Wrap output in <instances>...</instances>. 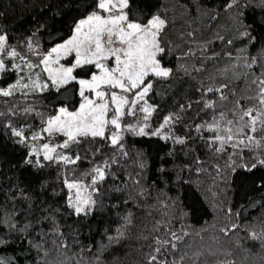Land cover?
Wrapping results in <instances>:
<instances>
[{"label": "trees", "instance_id": "1", "mask_svg": "<svg viewBox=\"0 0 264 264\" xmlns=\"http://www.w3.org/2000/svg\"><path fill=\"white\" fill-rule=\"evenodd\" d=\"M231 3L232 0H131V19L143 23L160 15L167 21L166 55H161L160 60L164 67L172 69V75L167 80L154 81L149 103L156 111L149 123L151 128H157L166 116L178 114L180 119L172 133L187 142L181 145L171 139L126 135L123 142L129 154L113 168L119 179L104 182L90 215L77 217L68 208L66 169L44 161L42 156L43 167L27 163L28 159L36 160L30 156L31 144L18 143L19 138L12 134L13 128H24V135L30 136L43 126L36 113L47 118L62 104L75 110L79 96L75 92L62 96L49 90L27 98L19 94L0 97V112L4 113L0 116V240L4 241L0 243V258L10 264H45L53 260L57 264H96L97 259L99 264H148L154 238H166L171 228L190 233L172 257L212 248L219 250L218 254L200 257V264H226L230 260L235 264H264V245L249 238L250 230L259 232L264 228V166L257 165L251 171L225 167L228 153L215 155L195 131L197 125L212 120L213 110L205 108L204 101L217 99V95L204 93L210 85L225 82L217 68L237 64L234 58L246 56L256 60L251 71L259 75L260 65L264 64V0H239L229 7ZM93 10L94 0H0V32L22 55L28 54L30 37L44 53L70 38L75 23ZM244 32L246 36L241 35ZM203 46L207 47L203 55L217 54L214 59H203ZM190 50L196 51L197 57L186 56ZM201 63L204 71H193ZM17 78L14 72L3 74L0 87L9 86ZM245 84L241 78L230 81L229 87L241 96L245 94ZM233 99L229 94V101ZM29 106L35 111L25 114L22 110ZM230 107L231 103L218 101L215 112L218 115ZM209 135L203 132L204 137ZM97 147L100 152L93 158ZM65 151H79L98 162L114 149L97 139L91 145L85 143ZM255 155L244 151L242 157L232 159L236 165L250 166L255 163ZM91 166L82 160L73 167L83 172ZM137 180L138 184L134 182ZM117 186L119 190H115ZM232 224L240 227L225 236L220 229ZM56 229L63 235H57ZM117 236L118 240H109ZM62 242L68 246L60 248ZM37 243L41 244L40 250Z\"/></svg>", "mask_w": 264, "mask_h": 264}, {"label": "snow or ice", "instance_id": "2", "mask_svg": "<svg viewBox=\"0 0 264 264\" xmlns=\"http://www.w3.org/2000/svg\"><path fill=\"white\" fill-rule=\"evenodd\" d=\"M238 3L239 0H232L229 7ZM166 28L167 21L160 15H154L143 23L131 19L130 0H94V10L75 23L70 38L55 44L44 53L40 52L38 45L33 44L31 37L28 39V50L39 57L35 63L11 47L8 36L0 32V78L9 72L18 75L15 83L0 87V97L10 98L19 94L27 98L29 95L51 89L62 96L75 92L80 98L75 110H70L68 106L62 104L54 115L47 118L43 113H36L41 118L43 126L30 136L24 135V128L12 129V134L19 138L17 142L25 146L34 141L46 140L38 147L31 146L30 156L36 157V160L28 159L27 163L43 167L40 161L42 154L44 161L61 164L66 169L67 174L64 177V185L68 190L66 203L72 214L77 217L90 215L95 210L97 205L95 197L100 193L105 181L109 178L113 181L119 179L113 168L118 167L120 159L126 158L129 154L123 142L126 135L159 137L165 141L171 139L181 145L187 142L186 138L176 137L172 133L173 126L180 119L178 114H169L157 128H151L149 123L156 111L155 106L149 103L154 81L167 80L172 75V69L163 67L161 60L158 59L159 56L166 55L164 39ZM241 35L246 36L247 33ZM228 43L231 44L232 41L229 40ZM206 52V46L200 48L203 59H214L217 55L204 56ZM185 55L197 57V52L190 50ZM228 56L233 59L231 53H228ZM9 59L12 61L18 59L20 62H14L9 66L6 62ZM234 59L238 61L237 64L216 69L225 82L216 86L210 85L205 90L204 95L208 93L217 95V99L204 101V107L213 110V117L210 122L197 125L195 131L215 155L228 153L225 167L234 169L239 166L251 171L257 165L264 166V64L260 65L262 70L257 75L251 71L253 64L256 63L255 59L250 61L246 56ZM86 67L94 70L90 72L88 78H81L78 70ZM238 68L245 71L238 72ZM25 69L28 70L26 73ZM184 71L188 72L187 67ZM193 71H204L203 63L200 67H194ZM241 78L246 80L245 94L237 96L236 90L229 87V82ZM229 94L234 98L232 101H229ZM242 100L252 103L242 104ZM218 101L231 103L232 107L217 115L215 109ZM188 107H191L190 103ZM183 110L182 105L181 111ZM22 111L28 114L35 109L29 106ZM3 115L4 113L0 112V116ZM8 127H12L11 124ZM205 131L211 135L204 137ZM57 137H63V140L54 142ZM97 139L114 149L110 156L98 162L89 160L87 155L82 156L79 151L74 153L65 151L85 143L91 145ZM244 151L256 154L255 163L250 166L236 165L232 158L242 157ZM99 152L100 148L97 147L92 153L93 158ZM82 160L92 166L78 172V168L73 166L79 165ZM140 167L143 168L144 164L141 163ZM220 171V167L217 166V172ZM134 182L139 183L138 180ZM115 190H119V187L117 186ZM128 223H131L130 219ZM239 227L238 224H232L230 227L221 228L220 231L227 236ZM117 231L123 235L120 229ZM56 234L63 235L58 229ZM189 235L187 231L177 232L169 228L166 238L155 237L153 240L155 247L148 256V264H200V257L218 254L219 250L209 248L206 252L196 251L190 255L185 251L172 257L173 252H179L178 245L184 244V238ZM249 238L264 245V228L259 232L250 230ZM118 239L119 236L109 237L110 241ZM0 243L4 241L0 240ZM35 246L38 250L41 249L40 243ZM67 246L63 242L59 245L60 248ZM43 252L45 256L48 255L46 249ZM0 264L10 262L0 258ZM45 264L57 262L46 261ZM59 264H63V261ZM96 264H99L98 259ZM226 264H235V261L230 260Z\"/></svg>", "mask_w": 264, "mask_h": 264}, {"label": "rangeland", "instance_id": "3", "mask_svg": "<svg viewBox=\"0 0 264 264\" xmlns=\"http://www.w3.org/2000/svg\"><path fill=\"white\" fill-rule=\"evenodd\" d=\"M130 2H131V0H130ZM126 11H128V10H126ZM163 18V17H162ZM27 55H25L24 54V56H25V58L26 59H28V60H30L31 62H33V63H35V62H37L38 60H39V57L38 56H36V55H33L29 50H27ZM158 59H160V56L158 57ZM8 64H9V66L12 64V63H19L20 61L17 59L16 61H12L11 59H9V60H7L6 61ZM62 62H64V61H62ZM162 63V62H161ZM163 66V65H162ZM164 67V66H163ZM94 69H92L91 67H86V68H84V69H79L78 70V74H79V76L81 77V78H88L89 77V74H90V72H92ZM28 70L27 69H25V73L27 72ZM37 71H39V69H37ZM22 74H24V73H21V75ZM17 75V74H16ZM17 77H18V75H17ZM42 79L44 78V74H42V77H41ZM18 79V78H17ZM16 82V81H15ZM15 82H13V83H15ZM51 90V89H50ZM49 91V90H48ZM47 92V91H46ZM43 93H45V92H43ZM71 110V109H70ZM61 140H63V137H57L56 138V141H54V142H58V141H61ZM46 142V140H39V141H34V142H31V146H39V145H42L43 143H45ZM41 156H42V154H41Z\"/></svg>", "mask_w": 264, "mask_h": 264}]
</instances>
